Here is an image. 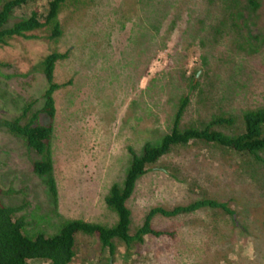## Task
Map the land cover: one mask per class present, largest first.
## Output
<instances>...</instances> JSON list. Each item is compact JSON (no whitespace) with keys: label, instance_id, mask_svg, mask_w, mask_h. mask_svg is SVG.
I'll list each match as a JSON object with an SVG mask.
<instances>
[{"label":"rangeland","instance_id":"374dc122","mask_svg":"<svg viewBox=\"0 0 264 264\" xmlns=\"http://www.w3.org/2000/svg\"><path fill=\"white\" fill-rule=\"evenodd\" d=\"M260 2L258 15L242 20L244 0H70L57 41L39 30L0 45V121L19 117L34 100V111H41L49 83L39 65L54 52L68 53L55 69V82L63 86L54 93L56 116H39L40 124L54 126L57 203L46 177L34 172L43 157L2 127L0 211L23 217L29 236L55 235L68 220L113 227L118 216L106 197L124 183L129 149L141 154L146 144H159L184 96L190 103L181 129L264 108ZM46 3L18 10L11 23L42 12ZM259 156L202 142L175 147L139 179L128 201L131 233L155 207L214 199L235 213L158 215L154 228L168 234L147 236L131 249L116 240L113 255L80 234L72 264H264V152Z\"/></svg>","mask_w":264,"mask_h":264},{"label":"trees","instance_id":"16d2710c","mask_svg":"<svg viewBox=\"0 0 264 264\" xmlns=\"http://www.w3.org/2000/svg\"><path fill=\"white\" fill-rule=\"evenodd\" d=\"M36 1L0 0V45H6L12 38H26L30 33L39 30H43L50 41H57L62 37L64 32L59 17L70 0H47L42 12L38 9L33 10L29 17L11 23L18 10L31 7ZM261 7L260 0H244V8L238 17L242 20H252L258 15ZM67 58L68 53L54 52L45 57L39 65L49 83V89L44 96L45 107L41 111H34L33 107L36 103L34 100L27 104L19 117L12 121H0V128L5 127L11 134L22 138L30 150L43 157L42 161L35 162L34 172L46 177L47 185L56 203L58 191L52 158L54 126L40 124L39 116L45 114L52 120L56 116L54 93L63 86L55 82V69L59 61ZM197 82L196 76L193 77L191 89L196 87ZM189 103L190 95L187 94L180 102L172 130L162 137L159 144H146L141 154L129 149L132 161L124 183L112 186L106 197L107 206L118 216V221L113 227L84 220H68L55 235L38 233L29 236L25 233L23 217L16 218L12 209L0 211V264H29L34 260H44L49 264H72L80 234L96 238L102 249L113 255L116 250V240L122 241L128 249H131L134 243H144L147 236L160 237L168 234L154 228L153 221L158 215L170 218L203 209L221 210L233 215L235 212L228 203L214 199H202L173 209L155 207L149 211L143 225L134 234L131 233L132 211L128 207V201L133 196L139 179L175 147L202 142L219 146L238 155L262 160L259 153L264 152V108L244 112L239 117L221 115L215 117L204 128L181 129L180 121ZM221 128L237 131L228 134L220 130Z\"/></svg>","mask_w":264,"mask_h":264}]
</instances>
